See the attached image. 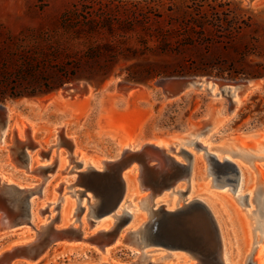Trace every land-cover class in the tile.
<instances>
[{
	"label": "rangeland",
	"instance_id": "obj_1",
	"mask_svg": "<svg viewBox=\"0 0 264 264\" xmlns=\"http://www.w3.org/2000/svg\"><path fill=\"white\" fill-rule=\"evenodd\" d=\"M74 5L88 15L106 12L116 20L135 24V10L139 14L147 13L154 28L173 29L178 34L179 8L200 5L208 11L212 8L214 15L205 22V30L196 27L201 37L194 46L179 45L180 41L173 37L169 42L173 48L167 51L158 48V41L144 33L141 26L125 32L116 30L113 34L104 30L98 38L100 43L121 41L123 46L120 48L119 43V49L112 56L100 55L97 70L90 73V78H77L89 82L88 93L64 96L59 90L64 83L48 93L24 94L17 98L7 94L0 100L17 107L10 114L7 125L0 124V185L33 187L41 184L30 197L32 220L1 234L0 250L14 241L33 237L40 225L57 216L61 218L60 223H55L58 227L74 221V226H78L81 222L84 236L106 225L109 219L113 220L95 218L89 213L95 197L91 190L82 196L79 192L84 186L93 187L96 182L89 179L80 185L78 173L90 165L100 168V159L117 156L126 142L133 144L154 136L165 138L164 133L170 128L179 133L175 129L177 126L188 127L196 123L214 102L207 100L203 92L191 94L184 100L165 101L157 95L154 82L160 76L169 75L161 72L209 62L225 69L258 73L251 77L258 78L260 85L250 90L253 94L242 106L235 107L231 113L223 110L226 117L209 135L208 146L200 141L191 144L185 139L176 142L171 154L177 158L182 159L181 153H176L181 147L193 153L194 173L190 182L181 181L151 201L147 196L146 201L153 208L162 205L174 209L193 198L202 199L222 226V263L263 264L256 257V250L264 242L248 213L254 208L253 197L256 194L264 197L261 172L264 170V0H0V42L11 36L53 31L61 14ZM222 17H226L223 25ZM228 27L234 28L235 32L230 33ZM211 72L217 73L215 70L188 73ZM220 74L248 76L229 74L227 70ZM119 78L135 86L126 92L116 90L115 83ZM8 91H12L11 86ZM221 101L226 103L227 99ZM29 125L32 131L28 129L27 139L24 129ZM13 128L17 135L15 141H12ZM58 133L60 137H57ZM198 134L193 133L191 137ZM8 146L13 147V161ZM218 146L227 149L221 150ZM241 149L253 154V159L236 153ZM206 152L215 154L219 160L226 157L238 167L240 179L234 192L230 184L219 185L214 175L208 173ZM127 179L130 196L125 198L127 200L118 212L122 209L132 212L133 225L147 214L143 207L145 200L140 197L148 195V191H134L133 179ZM179 190L184 191L183 194ZM244 194L248 202L240 203L237 197ZM78 205L82 207L80 213L76 210ZM90 221L93 222L91 227ZM109 246V251L103 253L87 241H60L31 264H99L106 258L122 264L196 262L187 251L143 246L137 241L117 240ZM15 264L28 263L19 261Z\"/></svg>",
	"mask_w": 264,
	"mask_h": 264
},
{
	"label": "water",
	"instance_id": "obj_2",
	"mask_svg": "<svg viewBox=\"0 0 264 264\" xmlns=\"http://www.w3.org/2000/svg\"><path fill=\"white\" fill-rule=\"evenodd\" d=\"M154 84L157 87V95L165 101L184 100L191 94L203 92L207 100L214 102L196 123H191L188 127L177 126L175 129L179 133H175L172 128L168 129L164 136L170 141H176L188 134L203 133L209 128L213 118L223 115V110L227 113L233 112L235 102L231 95L232 88L245 91L257 89L260 85L256 77L224 76L213 72L163 75L156 78ZM134 86V83L123 78H119L115 83L116 90L123 92ZM213 86L216 87L215 94L211 93ZM59 90L64 96L86 94L90 91V85L85 79H76L65 83ZM223 98L227 99L226 103L221 101ZM6 104L8 103L0 101V124L3 125L17 109L11 103L10 106ZM28 129L29 127L24 129V136L27 139ZM16 137V129L13 128L12 141H15ZM57 137H60L59 133ZM160 144L161 140L155 136L133 144L129 143L127 147L120 148L117 156L102 159L100 168L88 166L86 170L78 173L77 183L80 185L89 179L96 182L93 187L84 186L79 192L82 196L91 190L95 197L94 204H90L89 213L95 218L113 219L110 226L84 236L81 222L78 226H74V221L58 227L55 223H60L61 218L57 216L50 222L40 225V229L36 230L33 237L14 241L0 250V264H15L18 261L34 263L53 244L60 241H87L103 250L106 245L115 243L123 232L122 240L126 243L137 241L143 246L155 245L184 250L196 260L194 264H223L220 258L224 243L222 228L212 209L200 198H193L174 209H167L162 205L153 208L152 204L144 207L147 211L145 219L134 228L130 227L134 214L126 209L118 212L127 191L124 174L133 167L135 168L132 175L136 189L148 191L150 201L163 191L173 189L181 181L190 182L194 173L193 153L181 147L180 151L176 152L182 155V159H179L171 154L175 150L172 146L166 149ZM8 150L13 161V147L8 146ZM204 158L208 173L214 175V180L219 185L230 184V189L236 186L240 173L233 161L226 157L219 160L215 154L207 152ZM40 185L33 187L0 185V231L30 222L32 216L30 197ZM179 192L183 194L184 191ZM76 210L80 213L82 207L78 205ZM92 223L90 221V227ZM106 264L122 263L109 261Z\"/></svg>",
	"mask_w": 264,
	"mask_h": 264
},
{
	"label": "trees",
	"instance_id": "obj_3",
	"mask_svg": "<svg viewBox=\"0 0 264 264\" xmlns=\"http://www.w3.org/2000/svg\"><path fill=\"white\" fill-rule=\"evenodd\" d=\"M178 10H181L179 34L173 29L167 31L159 26L154 28L155 25L152 26L149 22L147 13L139 14V11L135 10V24L127 23L123 19L116 20L106 12L88 15L74 5L61 14L58 26L53 31L7 38L0 42V100L6 98L7 94L17 98L24 94L48 93L71 80L90 78V73L97 70L100 55L112 56L122 45L121 41L100 43L98 38L104 30L113 34L116 30L125 32L141 26L144 33L158 41L157 47L162 50L173 48L169 43L173 37L180 41L179 45L194 46L195 41L201 37L196 27L205 30V22L214 15L213 9L208 11L200 5H195ZM225 18H221L222 25ZM228 28H231L228 29L230 33L235 32L234 28ZM214 70L219 74L227 70L229 74L233 72L236 75L258 76V73L225 69L209 62L161 73ZM10 86L12 91L8 93Z\"/></svg>",
	"mask_w": 264,
	"mask_h": 264
},
{
	"label": "bare ground",
	"instance_id": "obj_4",
	"mask_svg": "<svg viewBox=\"0 0 264 264\" xmlns=\"http://www.w3.org/2000/svg\"><path fill=\"white\" fill-rule=\"evenodd\" d=\"M210 86V85H209ZM217 91H216V87L215 86H213V87H211V93L212 94H215ZM57 93H59V92H57ZM253 94V91H250V90H245V91H242V90H239V89H231V95H232V99H233V101L235 102V107H237V106H242L246 101H248L249 100V97L251 96ZM122 97L123 98H126V96H124V95H122ZM170 102H173V101H175V100H169ZM7 105V104H6ZM7 106H10V105H7ZM235 107H234V109H235ZM234 109H233V111H234ZM226 116L225 115H218L217 117H215V118H213L212 119V122H211V125L209 126V128L205 131V132H203V133H199L198 135H196V136H194V137H191L192 136V134H188V135H186V136H181V138L180 139H177L176 141H170V139L168 138V137H166L165 136V138L164 137H161V136H158V137H156L157 139H159V140H161V144H160V146H162V147H164V148H166V149H168V147L169 146H172L174 149H175V147H176V142H180V141H183L184 139H185V142H189V143H191V144H193L195 141H200L202 144H204V145H206V146H208V144H209V135L212 133V131L224 120V118H225ZM6 125H7V123H6ZM20 127H21V125H20ZM16 128V127H15ZM33 128V127H32ZM29 129H30V132L32 131V129L30 128V125H29ZM178 136H180V134L178 135ZM187 138V139H186ZM202 139V140H201ZM203 139H206V140H203ZM175 142V143H174ZM130 142H126L122 147H127L128 146V144H129ZM183 143V142H182ZM179 146V145H178ZM121 147V148H122ZM218 148H220L221 150H225V149H227L226 147H224V146H218ZM230 149V148H229ZM236 153H238V154H240L242 157H244V158H246V159H248V160H252L253 159V154L251 155L248 151H245V150H239V151H237ZM263 156H264V154H263ZM69 157V156H68ZM220 158V157H219ZM102 163V159H100V164ZM91 166V165H90ZM88 167V166H87ZM97 167H99V166H97ZM134 168L135 167H133V168H131L130 170H128L125 174H124V178H125V180H126V184H127V177H129V178H131V179H133V175H132V173H133V170H134ZM262 172V174L264 175V170H262L261 171ZM193 176V175H192ZM133 181H134V179H133ZM134 191H137V189H136V186H135V189H134ZM139 192V191H138ZM130 196V193L128 192V191H126V195H125V197H124V199H123V201H122V203H121V205H120V207H122V205H123V203L127 200V199H125V198H128ZM146 197H147V195H144V196H141L140 197V199H143V200H145V201H143V207H148V204H147V201H146ZM263 197V196H262ZM264 198V197H263ZM149 201V200H148ZM261 202V201H260ZM150 206V205H149ZM123 208V207H122ZM133 218H134V216H133ZM106 219H108V217L106 218ZM145 219V215H143V217L141 218V220L140 221H142V220H144ZM32 220V216H31V219H30V221ZM139 221V222H140ZM132 222H133V219H132ZM138 222V223H139ZM264 222V221H263ZM262 222V223H263ZM69 223V222H68ZM67 223V224H68ZM137 223V224H138ZM137 224H133L132 225V223L130 224V227L131 228H134V227H136V225ZM111 225V220L109 219L108 220V223L106 224V225H104L103 227H101V228H105V227H108V226H110ZM220 225H221V223H220ZM222 227V226H221ZM225 228V227H224ZM262 228H263V226H262ZM13 229H11V230H9V231H12ZM225 230V229H224ZM264 230V229H263ZM9 231H6V232H9ZM5 231H0V235L1 234H3V233H6ZM123 236H124V234H121V236L119 237V239H118V242H119V240H122L123 239ZM85 239V238H84ZM228 239V240H227ZM227 239H226V241L227 242H229V240H230V238L229 237H227ZM260 240H263V242H264V234L260 237ZM224 241V240H223ZM109 245L107 246H105L104 247V249H103V253H107L108 251H109ZM256 257H257V259H258V261H260V263H263L264 264V243L262 244V245H260V246H258V249L256 250ZM19 262V261H18ZM22 262H24V261H22ZM109 262V260H108V258H106V259H104V261L102 262V263H108ZM25 263H28V264H31L30 262H25ZM125 264H127V263H125Z\"/></svg>",
	"mask_w": 264,
	"mask_h": 264
},
{
	"label": "flooded vegetation",
	"instance_id": "obj_5",
	"mask_svg": "<svg viewBox=\"0 0 264 264\" xmlns=\"http://www.w3.org/2000/svg\"><path fill=\"white\" fill-rule=\"evenodd\" d=\"M231 191H235V187L231 188ZM237 199L240 203H247V195H239ZM261 201V202H260ZM252 203L254 204V208L250 210L248 213L250 219L254 223V228L258 232L259 236L264 234V198L258 194H256L253 199ZM263 222V223H262ZM263 226V228H262ZM167 255H174L173 253H167Z\"/></svg>",
	"mask_w": 264,
	"mask_h": 264
}]
</instances>
